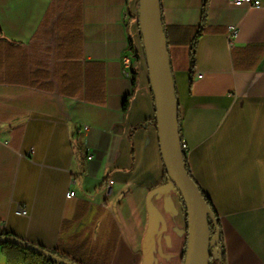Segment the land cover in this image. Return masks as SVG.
I'll return each mask as SVG.
<instances>
[{
    "label": "crops",
    "instance_id": "0c3cea01",
    "mask_svg": "<svg viewBox=\"0 0 264 264\" xmlns=\"http://www.w3.org/2000/svg\"><path fill=\"white\" fill-rule=\"evenodd\" d=\"M203 2L160 0L181 141L226 264H264V0H206L202 19ZM154 119L138 0H0V234L80 264H183Z\"/></svg>",
    "mask_w": 264,
    "mask_h": 264
},
{
    "label": "water",
    "instance_id": "95a60500",
    "mask_svg": "<svg viewBox=\"0 0 264 264\" xmlns=\"http://www.w3.org/2000/svg\"><path fill=\"white\" fill-rule=\"evenodd\" d=\"M138 26L153 95L155 121L164 169L184 202L187 241L183 264H209L208 217L211 210L197 184L187 176L179 134V112L175 85L161 20L160 0H138ZM219 235L215 229V237ZM12 243L65 264L66 261L17 236H1L0 243Z\"/></svg>",
    "mask_w": 264,
    "mask_h": 264
},
{
    "label": "trees",
    "instance_id": "16d2710c",
    "mask_svg": "<svg viewBox=\"0 0 264 264\" xmlns=\"http://www.w3.org/2000/svg\"><path fill=\"white\" fill-rule=\"evenodd\" d=\"M205 12H206V0H204L203 6H202V13H201L202 19L205 16ZM163 30H164V34H165L164 26H163ZM165 37H166V34H165ZM166 43H167V51H168V56H169V48H168V41L167 40H166ZM194 45H195V37L193 38V40L191 42L190 53H189L191 66L193 65V61H194ZM170 66H171V70H172L173 65H172L171 61H170ZM132 80L134 81V77L132 78ZM175 93H176V90H175ZM151 95H152V92H151ZM152 98H153V95H152ZM178 112H179V110H178ZM178 123H179V134H180V121ZM180 138H181V134H180ZM181 148H182V155H183V161H184V165H185L186 174H187V176L189 178H191L197 184V182L193 178V176H192V174H191V172H190V170L188 168V163H187L185 149L182 146H181ZM163 182H171L169 177L167 176L165 170H164ZM197 186H198V189L201 192L205 202L209 206V208L211 210V214H212V217H210V216L208 217L209 264H226L224 241H223V236H222L220 222H219V218H218L217 212H216L211 200L209 199V197L205 194L204 191L201 190V188L199 187L198 184H197ZM179 198L181 200V204L183 206V211L185 213V219L187 221V216H186L184 202L182 201L180 196H179ZM216 228H218V230H219V235L217 237H215V229ZM186 235H187V233H186ZM1 236H15V235L9 234L7 232H2L0 234V237ZM38 246H40V245H38ZM0 247L5 252L8 262L11 263V264H65L63 262L56 261V260H54L52 258L46 257V256L41 255L39 253L26 250L24 248H21V247H19L17 245L12 244V243H7V242L0 243ZM41 247L45 248L43 246H41ZM9 248L10 249H14L15 251L14 252L13 251H9ZM45 249H47V248H45ZM47 250L49 252L55 254L59 258H62L64 260H66V261L76 262V263L80 264L79 262H77V261L73 260L72 258H70L64 252H59L56 249H51V250L47 249Z\"/></svg>",
    "mask_w": 264,
    "mask_h": 264
},
{
    "label": "built area",
    "instance_id": "2783aa9c",
    "mask_svg": "<svg viewBox=\"0 0 264 264\" xmlns=\"http://www.w3.org/2000/svg\"><path fill=\"white\" fill-rule=\"evenodd\" d=\"M229 2L232 5H235V6H239V5H242V4H247V5H250V6H258L259 5V0H229ZM236 32H237V30H236V27L234 25H228L227 26L226 35H227V39H228L229 42L234 38V36L236 35ZM133 55H135V52H134V50L130 49L129 53L124 54L121 57L122 65L127 69V73L128 74H130V72L128 70L132 66L131 58H132ZM201 75H202L201 73H197L196 74L197 77H201ZM82 129L86 130L87 126L83 125ZM181 146L186 150L185 142L181 141ZM90 157H91L90 155L87 156V158H90ZM66 196L67 197L73 196V191H68ZM19 212H23V209L20 208Z\"/></svg>",
    "mask_w": 264,
    "mask_h": 264
},
{
    "label": "rangeland",
    "instance_id": "374dc122",
    "mask_svg": "<svg viewBox=\"0 0 264 264\" xmlns=\"http://www.w3.org/2000/svg\"><path fill=\"white\" fill-rule=\"evenodd\" d=\"M142 47H143V46H142ZM143 52H144V49H143ZM9 251H13V252H14L15 250H14V249H10V248H9Z\"/></svg>",
    "mask_w": 264,
    "mask_h": 264
}]
</instances>
